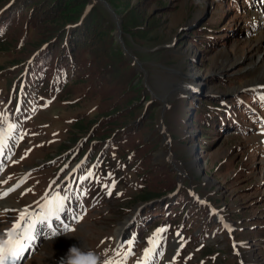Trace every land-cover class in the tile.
Segmentation results:
<instances>
[{"label": "rangeland", "instance_id": "rangeland-1", "mask_svg": "<svg viewBox=\"0 0 264 264\" xmlns=\"http://www.w3.org/2000/svg\"><path fill=\"white\" fill-rule=\"evenodd\" d=\"M104 1L119 20L120 39L117 21L104 9V32L113 40L104 59L93 61L71 37L56 41L57 60L65 68L41 76L43 84H27L25 93L34 89L46 98L61 87L60 92L47 109L17 121L19 129L5 153L2 178L16 177L36 198L50 197L53 185H60L80 161L87 175L81 185L90 189L77 230L44 243L24 264H60L73 245L95 249L103 262L119 261L130 241L134 255L126 264H137L161 228L163 241L150 264H264V103L249 89L264 91V79L257 77L264 64V31L246 36L242 9L239 14L229 0ZM24 2L0 0V11L11 4L0 13V42L7 48L0 52V114L13 120L19 118L20 98L24 103L27 95L14 89L19 71L43 42L55 41L30 24V14L35 20L52 4L69 3L67 13L78 14L82 22L91 6L100 4L36 0L26 8ZM68 22L58 20L53 29L65 30L72 25ZM136 28L142 38L132 31ZM50 60L40 53L28 78L31 69L37 78ZM127 68L132 81L123 90L141 99L132 105L130 97L123 101L126 94L120 98L113 90ZM117 109H123L119 116L112 113ZM108 114L113 116L106 120ZM79 123L81 134L73 129ZM130 134L132 139L125 140ZM146 192L158 197L136 200ZM208 203L232 224L231 237ZM120 227L134 242L117 244ZM176 234L182 237L181 250L172 254Z\"/></svg>", "mask_w": 264, "mask_h": 264}, {"label": "trees", "instance_id": "trees-1", "mask_svg": "<svg viewBox=\"0 0 264 264\" xmlns=\"http://www.w3.org/2000/svg\"><path fill=\"white\" fill-rule=\"evenodd\" d=\"M34 2L36 0H25L24 5L26 8H30V4L31 2ZM53 1H57V0H51V2ZM80 1V5L84 4H88L91 0H79ZM97 3L93 4L90 8V10L87 12V14L84 15V18L82 20V22H78L77 18L79 17L78 14H74V15H70L67 13V8H69L70 4L67 3L64 6H57L55 4H52V10H49V13H42L40 14V16H38L37 18H35V20L32 18V13L29 16V20H30V24L31 21L34 22V26L35 29L40 28L42 35H49V36H54L51 38H55V41L53 43H49V41H45L42 43V45L40 46L41 51L38 52L39 50L35 51L34 55V60H37L38 55L44 54V55H50L51 60H50V64H47V66H45V70H50V72H61L63 71L64 64H60L57 61V53L58 50L56 48V41H64L66 40V38L71 37L72 38V42L74 44V46L76 48L79 49V51H81L82 53H85L86 55L89 54V56L91 57V59L94 60H99V59H104L105 56L107 55V52L109 51L110 47L112 46V36L108 35V33L106 34L104 32V26H103V22H104V17H103V13L105 14V10L104 8H102L100 6V4L98 3V5H96ZM35 7H38V5H35ZM26 8H24L26 10ZM33 10V7L31 8ZM25 10L23 12H25ZM60 20L61 23H66L67 21H69L68 23H72V25H66L64 28L65 30L62 31H58L57 27L53 29V27L55 26L56 21ZM77 21V22H76ZM48 25H46L47 23H49ZM52 24V27L49 28L48 26ZM76 25V26H75ZM140 28H136L132 31H135L134 33H137V35L139 36V38H142L140 32H139ZM39 31V30H38ZM4 41H2L0 43V52H5L7 51V48L4 46ZM70 42V41H69ZM89 47H92L91 50V54L88 52ZM61 51V50H60ZM32 55V56H33ZM31 58V57H30ZM29 58V59H30ZM42 59L38 61H35V67L38 68V64H40V66L42 65L41 63ZM53 65V67H51ZM132 72L131 69H124V71H122L121 76L118 78V82L119 84H116L115 87L113 88V90L116 92L117 97L121 98V94H126V96L124 97V100L128 97V99H130V103L129 105H132L134 103V101H137V99H132L133 93L124 91L123 89L127 87V84L129 82H131L132 80H130L131 76L129 75ZM129 94V95H127ZM116 97V98H117ZM122 97V99H123ZM136 97V96H135ZM141 98V97H140ZM119 99V98H118ZM141 100V99H140ZM138 100V101H140ZM119 104L116 105V107H118ZM126 106V107H130V106ZM113 107V106H112ZM115 107V108H116ZM123 109H117V111L112 112L115 114H119L116 112H122ZM110 113V112H109ZM113 116V114H108L106 117V120H109V118ZM119 116V115H118ZM113 119V118H112ZM98 124V123H97ZM106 124H108L106 122ZM82 123L79 124H75L73 126L74 130H77V132L79 134H81L84 130L82 128ZM87 129V128H86ZM85 129V130H86ZM129 135V134H128ZM132 135L130 134V137H126V135L124 136L125 140H131ZM63 148L65 147H60L61 150H63ZM138 199H136L139 202H149L152 199H155L156 197H158L157 194L155 193H150V192H146V193H142L138 195ZM160 196V195H159Z\"/></svg>", "mask_w": 264, "mask_h": 264}, {"label": "snow or ice", "instance_id": "snow-or-ice-1", "mask_svg": "<svg viewBox=\"0 0 264 264\" xmlns=\"http://www.w3.org/2000/svg\"><path fill=\"white\" fill-rule=\"evenodd\" d=\"M261 99H264V97H261ZM6 121L7 117L0 114V124H6L5 127L0 128V154L8 148L9 141L15 138L14 132L17 127L15 124L6 123ZM91 175L92 173H89V176ZM16 187H19V185H16ZM14 190L15 188H10L0 192V199ZM108 194L111 195V191ZM68 199L69 197L60 196L58 193L53 194L51 197L46 195L39 212H31L28 208L19 210V217L13 222L11 229L0 234L6 237L0 241V264H20V261L26 259L25 254L30 250L36 239L34 233L39 223L47 222V227L52 229V236L58 235L57 230L52 227L53 221H61V214L67 210ZM5 211H8V209H5ZM74 219H79V217H74ZM64 231H70L68 225H64ZM164 231L163 228L156 230L153 237L148 241L150 246L144 250L143 257L137 261V264H150L154 254H158L156 249L159 245L160 234ZM131 245L132 242L130 241L128 250L124 253L122 260L108 259L103 264H126L129 257L134 255ZM116 255H120V253L117 251Z\"/></svg>", "mask_w": 264, "mask_h": 264}, {"label": "clouds", "instance_id": "clouds-1", "mask_svg": "<svg viewBox=\"0 0 264 264\" xmlns=\"http://www.w3.org/2000/svg\"><path fill=\"white\" fill-rule=\"evenodd\" d=\"M2 240L0 239V241ZM60 264H103V261L101 260V254L95 249L73 245L68 249L65 257L61 259Z\"/></svg>", "mask_w": 264, "mask_h": 264}, {"label": "water", "instance_id": "water-1", "mask_svg": "<svg viewBox=\"0 0 264 264\" xmlns=\"http://www.w3.org/2000/svg\"><path fill=\"white\" fill-rule=\"evenodd\" d=\"M97 2H100V4L103 6V8L117 21V38L120 39L121 37V28H120V23L119 20L117 19L113 9L109 6V4L107 2H105L104 0H96ZM127 52V51H126ZM128 54H130L129 52H127ZM131 56V54L129 55ZM133 58V57H132ZM133 60H135L133 58ZM136 64H138V66H141L140 63H138L137 61H134ZM145 83H146V77H145ZM145 205V204H144Z\"/></svg>", "mask_w": 264, "mask_h": 264}, {"label": "bare ground", "instance_id": "bare-ground-1", "mask_svg": "<svg viewBox=\"0 0 264 264\" xmlns=\"http://www.w3.org/2000/svg\"><path fill=\"white\" fill-rule=\"evenodd\" d=\"M262 31H264V30H262ZM259 32V31H258ZM261 32V31H260ZM263 51V54H264V49L262 50ZM261 52V51H260ZM264 56V55H263ZM262 57V56H261ZM259 58V57H258ZM264 60V59H263ZM264 62V61H263ZM259 64V63H258ZM258 72L259 73H257V77H259V79H264V64L263 65H259V67H258ZM256 81V80H255ZM256 85H258L259 83L258 82H256L255 83ZM238 86V85H237ZM238 90V89H237ZM6 204H8V205H13L14 203H13V201H10V200H8V201H6L5 202ZM123 227H120L118 230H117V237H119L120 236V234L122 233V229ZM121 235H123V234H121Z\"/></svg>", "mask_w": 264, "mask_h": 264}]
</instances>
